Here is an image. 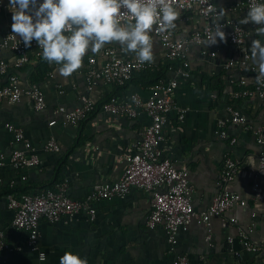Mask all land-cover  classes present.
Here are the masks:
<instances>
[{
  "label": "crops",
  "instance_id": "crops-1",
  "mask_svg": "<svg viewBox=\"0 0 264 264\" xmlns=\"http://www.w3.org/2000/svg\"><path fill=\"white\" fill-rule=\"evenodd\" d=\"M241 1L216 0L218 8L225 10L223 21L244 18L245 11L233 10ZM179 12L178 26L173 30L174 38L178 40L186 39L203 26V20L195 9ZM11 22V13L0 11V40L6 33H11ZM242 26L249 32L242 47L227 41L208 46L217 51L216 58L203 57L199 48L191 47L188 52L190 78L179 80L173 94L174 105L187 107L190 111L182 122L178 121L175 109L169 113V122L164 128L163 157L177 168L188 169L189 180L194 187L192 202L196 218L177 233V243L172 248L163 227L149 230L145 226L149 202L147 195L138 188H132L123 199L91 203L95 210L93 219L86 212H80L71 219L52 224L41 221L38 250L32 251L27 247V235L11 225L13 212L8 209L7 195H34L67 181V195L75 201L84 200L94 185L114 182L121 176L125 156L135 152L140 133L149 123L144 115L126 119L96 110L76 127L59 123L50 127L49 121L59 118L54 115V110L59 107L73 110L82 95H87L96 106L113 95L125 97L138 93L147 98L149 86L137 76L123 88L100 83L87 93L84 79L87 59L98 58V54L86 55L82 67L67 78L59 74L58 66L48 64L50 70L46 77L33 83L39 58L29 52V62L20 69H14L13 53L4 51L1 56L10 65L9 74L17 75L23 88H40L45 96L46 109L35 112L26 98L12 105L0 103V153L7 158L11 154L9 141L12 134L5 128L10 123L21 129L40 161L38 166L20 171L13 169L7 161L0 169V231L11 247L20 248L19 251L0 252V264H59V257L69 250L87 258L88 264H173L182 255L188 259L187 264H264V171L258 169L260 147L253 133L255 128L264 127V100L234 99L235 81L246 78L247 74L224 68L227 61L239 57L242 51L250 52L252 40L259 38L254 35L256 26L251 23ZM108 46L120 50L118 44ZM121 56L134 58L132 54L123 52ZM166 59L163 47L154 37L152 63L163 66ZM173 78L171 67L163 79ZM210 79L213 85L220 87H208ZM5 81L6 78H0L1 83ZM228 106H234L243 113L247 117V125H227L226 132L230 138L221 139L217 121L227 117L225 110ZM50 136L55 137L59 153L44 151V144ZM232 138L234 143L230 141ZM14 148L22 149L23 146L18 144ZM228 158L237 162L238 169L234 179L223 188L238 193L247 205L235 207L222 217L211 218L207 229L198 223L199 215L221 189L219 184ZM23 176L25 181L21 180ZM256 183L263 197L258 202L254 201L252 191ZM231 218L236 220L234 224L229 221ZM251 223H254V228L248 236L261 246L257 253L246 251L239 240V230L247 231ZM208 230L210 242L205 240ZM228 238L233 241L229 242ZM40 252L46 255L44 261L38 258Z\"/></svg>",
  "mask_w": 264,
  "mask_h": 264
},
{
  "label": "built area",
  "instance_id": "built-area-1",
  "mask_svg": "<svg viewBox=\"0 0 264 264\" xmlns=\"http://www.w3.org/2000/svg\"><path fill=\"white\" fill-rule=\"evenodd\" d=\"M5 4L7 0H4ZM178 11L187 12L196 10L198 17L203 20V26L194 30L186 39H175L173 31H157L153 33L165 51L167 59L177 64L172 68L174 78L162 79L148 87V97L143 98L138 93H131L125 97L111 96L102 103L100 111L111 117H123L135 119L144 115L149 123L140 133L136 143L135 152L125 156V166L121 176L114 182H106L94 185L84 200L75 201L67 195V181L57 184L34 195L23 194L15 197L14 194L7 195V206L13 212L11 225L14 229L24 232L27 235L26 245L32 251H37V242L40 237L39 225L41 221L55 223L62 219H71L80 212H86L91 219L95 217V210L90 204L101 200L123 199L132 188H138L148 197L149 214L145 220V226L149 230L156 227H163L167 236V242L174 247L177 243V233L186 228L196 218L192 196L194 187L189 180V171L185 167L177 168L169 160L163 157L162 144L165 141L164 128L168 124V115L176 110L178 121L182 122L189 108L176 107L173 102V94L178 86L179 80H187L191 75L188 52L191 47L200 49L203 57L216 58L217 51L209 48L203 41L209 32L214 31L211 27L212 17L206 14L209 3L216 0H170ZM257 0H242L237 3L233 10L237 12L247 11L248 7ZM218 7V6H217ZM219 9V8H218ZM7 10L0 7V11ZM223 31L226 34V41L237 47H242L248 37V30L238 23L236 19L222 21ZM206 25L208 27L206 28ZM155 27V26H154ZM12 33H6L0 40V78H6L5 83L0 82V103L16 104L22 98L28 99L35 112H42L46 109L45 96L38 87L23 88L20 86L17 75L9 74L10 65L1 56L4 51H10L14 55L12 68L20 69L29 62V52L36 58L41 57V49L33 41L31 48H25L21 42L14 39ZM122 51L106 45L98 53L97 57H89L86 63L84 79L87 93L91 92L98 84L111 85L117 88L125 87L133 78L134 74L153 68L155 65L145 63L138 65L135 58H124ZM251 53L242 51L237 58L230 59L224 64L226 69H235L239 73H246V78L235 81L238 90L233 93L234 99L258 98L264 100V82L257 83L256 65L252 62ZM252 76L254 77L252 79ZM96 104L87 95H82L79 104L73 110H66L59 107L54 110L58 119H52L50 127L60 124L62 126L76 127L87 116L94 112ZM225 119H219L218 137L221 139L230 138L226 132L229 124L245 127L247 117L234 106L226 108ZM6 130L12 134L9 146L12 148L7 158L0 153V169L7 163L15 170L20 171L30 167L38 166L40 161L34 153V149L25 139L21 129L7 123ZM257 145L260 147L258 169L264 171V127L259 126L253 131ZM231 143L235 139L230 140ZM22 144V149H15V145ZM45 152L59 153L60 147L55 137L50 136L43 147ZM237 162L231 158L226 159L219 184V192L214 196L210 205L200 213L198 223L208 229L210 219L222 217L235 207H245L247 201L238 193L225 190L223 187L234 179L237 172ZM0 177V183H1ZM22 181L26 177H21ZM259 185L253 186V198L255 202L262 200L258 190ZM253 216V215H252ZM232 224L234 218L229 220ZM254 223L250 224L247 231L239 230V240L248 252H260L261 246L252 242L249 233L252 232ZM205 240L210 242L209 230ZM232 242V238H228ZM19 251L20 248L11 247L6 241L5 234L0 231V252ZM41 253V252H40ZM40 253L38 258L40 261ZM188 259L182 255L177 257L173 264H187Z\"/></svg>",
  "mask_w": 264,
  "mask_h": 264
},
{
  "label": "clouds",
  "instance_id": "clouds-1",
  "mask_svg": "<svg viewBox=\"0 0 264 264\" xmlns=\"http://www.w3.org/2000/svg\"><path fill=\"white\" fill-rule=\"evenodd\" d=\"M0 7L11 13L13 38L25 48H31L35 41L42 50V60L58 66L65 78L82 67L86 55L98 54L108 44H118L123 53L134 56L138 65L151 63L153 33L175 30L180 18L170 0H7L6 4L0 0ZM206 14L212 17L214 31L203 42L207 46L226 42L224 8L209 3ZM238 23L256 26L254 35L259 38L252 40L250 55L259 84L264 82V0L251 4ZM40 259H46L45 253H40ZM59 264L88 261L69 250L59 257Z\"/></svg>",
  "mask_w": 264,
  "mask_h": 264
},
{
  "label": "trees",
  "instance_id": "trees-1",
  "mask_svg": "<svg viewBox=\"0 0 264 264\" xmlns=\"http://www.w3.org/2000/svg\"><path fill=\"white\" fill-rule=\"evenodd\" d=\"M176 64H177V62H173V61H170L169 59H166L163 66H155L153 68H148L144 71H141L139 73L134 74L133 78L134 77L137 78V76H138L140 81L148 84V86H151V85L157 83L158 81L162 80L163 76L167 72V70L171 67L173 68ZM49 70H50V68L48 66V63L46 61L42 60V58L40 57L37 61V65L35 67V73L33 74V79H32L33 83L41 82L46 77V74L49 72ZM212 81H213L212 79L209 80V82L207 83L208 87H211L212 89L213 88L216 89V88L220 87L218 85L217 86L213 85ZM237 90H238V87H237V83H236L233 87V91H237ZM101 105L96 106L95 111L100 110ZM92 113H90L89 115H91Z\"/></svg>",
  "mask_w": 264,
  "mask_h": 264
}]
</instances>
